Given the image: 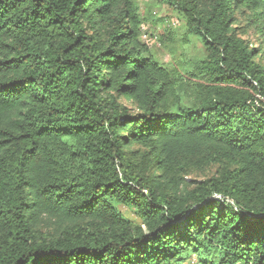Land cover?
<instances>
[{"label": "trees", "instance_id": "obj_1", "mask_svg": "<svg viewBox=\"0 0 264 264\" xmlns=\"http://www.w3.org/2000/svg\"><path fill=\"white\" fill-rule=\"evenodd\" d=\"M162 1L189 66L134 0H0V264H264V0Z\"/></svg>", "mask_w": 264, "mask_h": 264}, {"label": "rangeland", "instance_id": "obj_2", "mask_svg": "<svg viewBox=\"0 0 264 264\" xmlns=\"http://www.w3.org/2000/svg\"><path fill=\"white\" fill-rule=\"evenodd\" d=\"M134 1L143 20L140 40L150 48L154 57L162 65L180 66L185 64V66H189L193 61L205 56V49L197 37L191 36L188 43L183 42L185 21L169 5L162 0ZM245 37L249 38L254 45H257L261 38L254 33ZM122 101L129 107L134 108V104L131 101L126 99ZM120 209L130 219L140 222V219L130 208L120 205ZM188 261L190 264L189 259ZM188 261L185 264H188Z\"/></svg>", "mask_w": 264, "mask_h": 264}]
</instances>
